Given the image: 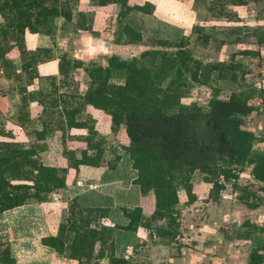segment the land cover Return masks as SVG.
<instances>
[{"label": "trees", "instance_id": "trees-1", "mask_svg": "<svg viewBox=\"0 0 264 264\" xmlns=\"http://www.w3.org/2000/svg\"><path fill=\"white\" fill-rule=\"evenodd\" d=\"M258 1L212 0L213 4L207 9L226 17V6L243 8ZM91 2L98 7L118 4V18H125L131 11L147 15L154 12L150 3L139 6L130 5V0ZM58 17L65 23L72 21L70 0H0V67L5 77H13L11 74L16 68L9 55L16 53L26 83L50 81L41 83L44 90L36 93H28L25 88L20 90L18 122H30L27 107L29 102L36 101L43 107L39 116L42 130L29 132V143L25 145L0 141V214L30 204L45 206L53 192L71 183L66 180L67 170L46 166L41 161V153L46 148L43 143L46 131L87 130L88 135L83 138L87 150L80 158L74 151L63 150L68 170L77 174L82 165L100 166L104 148L103 140L97 139L96 119L92 116L79 119V115L87 111L108 122L113 133L123 129L124 142L120 148L129 155L132 169L137 173L133 184L139 187L142 196H154L155 210L151 216L145 217L139 207L122 208L128 225L109 227L102 224L109 209L84 208L75 201L69 203L68 216L57 226L56 235L44 237L40 243L62 255L69 235L73 234L70 258L77 260L78 264H82V259L88 264H97L105 257L111 264H127L114 256V229L137 232L143 227L150 230L165 220L166 225L156 226L154 233L162 240L176 241L180 227L176 187L182 185L189 202L194 201L196 196L192 194L190 178L195 171L201 174L204 183L210 185L208 198L214 202L219 200L226 184L239 179V173L245 167H251L255 181L264 183V151L254 149L255 144L264 142V139L246 128L244 121L251 114L264 110L263 100L244 92L220 99L219 91L214 88V98L208 109L186 101L191 86L212 87L214 81L236 82L238 66L222 62L203 64L188 49L187 39L178 42L159 40L161 49L147 50L130 59L113 55L104 66L59 61L58 73L62 78L68 77L72 69H82L88 78V87L78 97L71 95L68 100L52 98L48 95L58 92L56 78L50 75L41 77L37 72V65L48 60L51 49L29 51L25 34L52 36L53 20ZM78 26L83 31L91 30L81 21ZM193 32L203 45L210 42L211 37L204 35L202 28L194 27ZM141 42V33L128 24L111 41L115 45H138ZM241 54L257 56L253 51ZM116 79L122 83H115ZM115 160L117 163L119 157L116 156ZM115 164L109 163L108 166L114 168ZM253 191L254 198H257L255 191L259 189ZM241 199L251 208L258 207V203L248 202L249 195H243ZM1 263L15 264L9 244L0 245ZM248 264H264V246L261 252L251 254Z\"/></svg>", "mask_w": 264, "mask_h": 264}, {"label": "crops", "instance_id": "crops-1", "mask_svg": "<svg viewBox=\"0 0 264 264\" xmlns=\"http://www.w3.org/2000/svg\"><path fill=\"white\" fill-rule=\"evenodd\" d=\"M210 2L212 0H199L197 2L196 0H130V5L152 4L154 6L153 14L147 15L138 11H131L125 18H118L120 11L118 4L98 7L91 0H79L78 14L76 18L73 15L70 23H65L64 19L60 17L54 18L52 39L49 36H44V34H30L27 32L25 34L26 46L29 51H35L38 48L52 50V42H58L60 46L59 41L62 40V38L56 40L58 31L69 33L74 29L76 32L74 34L69 33V36L74 35L77 38H72V36L67 38L71 40L74 47H72L73 45L70 48L69 46L67 48L57 46L60 49L58 50L60 58L71 62L81 61L85 65L94 62L96 65L104 66L108 58L113 55L126 59L138 57L144 51L161 49L158 46L159 40L178 42L184 38L188 30L193 26L204 28V25L198 24V18L204 13H209L207 7H209ZM205 16L202 17L204 21ZM89 19L91 22L88 21ZM78 21L79 23L81 21V24H84L85 21L91 23L90 33L83 31L88 32V35H82L83 37L81 38H78V36L83 32H81L82 28L78 26ZM127 24L141 33L142 42L138 45H115L110 43L111 33H119ZM84 26L87 28L88 24H84ZM81 39L85 40L89 45L92 44L93 47L96 44L99 48L86 52L77 46ZM10 59L16 68L15 71L22 73L21 61L16 56H11ZM58 62L54 63L55 69L49 67L53 62L38 64V74L40 76L50 74L57 79H62L58 73ZM80 71L83 72L82 69H72L70 73L75 74ZM232 84H235V82ZM69 86L72 87L73 84L56 83L60 93H62V88H68ZM24 88L28 93H36L44 90V85L38 83L37 80L31 84L0 83V141L2 142L27 144L28 139L26 136L29 132L42 130L39 121L36 125L33 124L43 111V107L36 101L29 102L27 107L30 122L23 124L18 122L22 99L20 90ZM235 92L242 91H234L232 93ZM247 94L251 95V92ZM218 97L220 98V92ZM88 112L96 119L95 130L100 132L101 136L106 140L104 144L106 149H104V157L100 166L95 168L82 165L79 167L77 174L72 170H68V162L63 156V150L74 151L80 158L82 152L87 150L86 142L80 138L87 134L85 133L86 130L46 131L44 139L46 148L41 154V161L46 166L67 170L66 180L71 181V183L66 188L53 192L49 197V203L45 206L30 204L0 214V236L5 230H10L11 227L20 222L27 224L28 241L21 245L10 242V249L12 257L15 259V264H78L77 260L70 258L69 247L72 243L73 234L69 235L62 255L40 243L42 238L56 235L57 226L65 219L64 217L68 216V203L70 202L75 201L84 208L109 209L108 217L102 221V224L109 227L128 225L129 221L123 216L122 208L134 209L139 207L145 217L151 216L155 210L154 196H142L139 187L133 184L137 173L132 169L129 155L120 148L121 143L124 142L123 129L118 132V136L120 135L119 139L113 135L108 122L102 121L93 112ZM254 114L261 115L262 113H253L246 118H252ZM255 127L252 131L258 134L260 132L259 128ZM88 153L90 154V152ZM114 155L119 157V160L114 168H110L107 162L111 161L112 158L114 159ZM247 169L251 170V167ZM196 173L197 171L194 172V176H196ZM201 181L203 185L197 179L190 181L192 194L196 197L199 195L197 193L198 189L205 191L206 188V183H204L202 178ZM176 190L178 198L177 210L181 216H184V212L189 210L192 205H195V202L189 205L188 195L182 185H177ZM205 192L207 193L206 198H208L209 190ZM165 225V220H162L153 225L150 230L143 227L139 228L137 232L114 229L115 258L126 261L127 264H175V262L184 260V258L177 256L173 252L177 251L178 254L180 250V254H184L181 251L185 249L174 248V242L162 240L154 233L156 226ZM180 242L183 243V240L180 239ZM81 262L82 264H88L85 259H82ZM97 264L111 263L108 257H105L99 260Z\"/></svg>", "mask_w": 264, "mask_h": 264}, {"label": "rangeland", "instance_id": "rangeland-1", "mask_svg": "<svg viewBox=\"0 0 264 264\" xmlns=\"http://www.w3.org/2000/svg\"><path fill=\"white\" fill-rule=\"evenodd\" d=\"M210 4L213 3L210 2ZM70 5L73 15L76 18L79 11V0H70ZM225 14H227L226 17H220L209 12L208 14H202L198 18V24L205 26L202 28L204 35L211 37L207 45H203L197 40L198 35L193 32V28L196 26L188 30L182 39L188 40V49L192 55L204 64L224 62L233 63V65L238 66V70L235 72L237 81L235 84H232L234 82L230 81H214L212 82V87L191 86L186 95V101L188 104H194L203 109H208L210 101L214 98L213 90L216 88L220 92L221 99L228 98L234 91L251 92V95L253 93V97L263 100L264 109V0H259L257 3L251 2L247 7L243 8L226 6ZM204 15H206L205 21L202 18ZM90 22L85 21L84 24H88V27L91 29ZM199 27L201 28V26ZM75 32L73 29L69 33L74 34ZM69 33L66 31H58L56 40L62 38L59 41L60 46L58 42L51 40L53 41V48L51 53L48 54V60H44L39 64L53 62L49 67L55 69L54 63L62 60L58 52L60 49L57 46L64 48L69 46L70 48L73 45L72 47H74L71 40L67 39ZM116 34V32L111 33V41L115 38ZM61 35L62 37H60ZM82 35H88V32L80 33L78 38L83 37ZM44 36L47 35L44 34ZM71 36L72 38H77L74 35ZM49 37L52 39V36ZM82 39L79 40L77 46L86 52L99 48L98 45L95 44L93 47L92 44L89 45V43L87 44ZM245 51H253L257 56L252 57L241 54ZM11 56H16L19 59L16 53L9 55V57ZM41 56L44 57L43 54ZM11 75L13 77L7 79L4 70L0 67V83H26V75L20 73V71L12 72ZM49 75L47 74L45 77ZM114 82L122 83V80L116 79ZM39 83H50V81L44 79L39 81ZM55 83L73 84L72 87L62 88V93L57 92L53 96L52 94L48 95L52 98L55 96L68 100V97H71V95L78 97L84 94L88 87V78L84 71H80L75 74L70 73L66 79L56 78ZM83 83L84 85H82ZM261 113V115L254 114L252 118H245L244 121L246 128L250 130H253L257 126L260 131L257 135L264 139V110ZM91 116L87 111L80 114L79 119L86 120ZM38 121L39 118L33 124L36 125ZM85 133L88 135L87 130ZM97 133V139L100 138L103 140V148L106 149L104 147L106 140L101 136L100 132L97 131ZM113 135L120 139L118 133H113ZM26 137L29 143V138L28 136ZM84 137H80L81 140ZM254 149L264 151V142L256 143ZM91 154L92 152H90ZM114 156V159L109 160L107 164L116 163V155ZM247 168L245 167L239 173V179L236 182L232 181L226 184V188L221 192L217 202L212 200V202H209V198H206L207 193L205 191L210 189V185L206 184L205 191L198 189L197 193L199 195L194 201L189 203L190 205L195 202V205H192L189 210L185 211L184 216H181L179 213L178 221L181 232L179 231V239L174 241V248H183L185 250L181 251L184 254H180L179 250L178 254L180 255L177 254V251L173 252L177 256L184 258V260L175 262V264H248L253 252H261L264 246V183L255 181L251 175V170ZM199 177L202 178L201 174L197 171L196 176H194V173L191 175L190 181L197 179L203 185ZM255 189H259V191H255L257 198H254V193H252ZM243 195H249L248 202L258 203V207L251 208L248 206L241 199ZM27 231V224L25 222L16 224L10 230H5L2 233L0 236V245L9 244L10 246V242L18 245L26 243L29 238ZM180 239L183 240V243L180 242Z\"/></svg>", "mask_w": 264, "mask_h": 264}, {"label": "bare ground", "instance_id": "bare-ground-1", "mask_svg": "<svg viewBox=\"0 0 264 264\" xmlns=\"http://www.w3.org/2000/svg\"><path fill=\"white\" fill-rule=\"evenodd\" d=\"M123 167V166H122Z\"/></svg>", "mask_w": 264, "mask_h": 264}]
</instances>
